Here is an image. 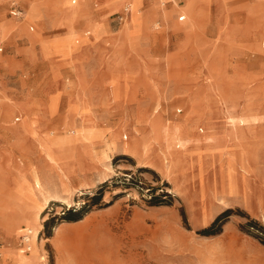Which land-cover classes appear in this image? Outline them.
Returning <instances> with one entry per match:
<instances>
[{
  "label": "rangeland",
  "instance_id": "374dc122",
  "mask_svg": "<svg viewBox=\"0 0 264 264\" xmlns=\"http://www.w3.org/2000/svg\"><path fill=\"white\" fill-rule=\"evenodd\" d=\"M14 1L20 18L0 0L3 258L264 264V0H136L128 17L124 0Z\"/></svg>",
  "mask_w": 264,
  "mask_h": 264
},
{
  "label": "bare ground",
  "instance_id": "6f19581e",
  "mask_svg": "<svg viewBox=\"0 0 264 264\" xmlns=\"http://www.w3.org/2000/svg\"><path fill=\"white\" fill-rule=\"evenodd\" d=\"M67 1H74V0H67ZM76 1V0H75ZM88 0H79V3L78 4H82V2H87ZM112 1H116V2H119L120 0H112ZM135 1L136 0H125L124 2V5H123V9H125V14H126V17L130 16L133 14L132 10H133V7L135 5ZM139 2V5H143L144 3V0H137ZM176 1V0H174ZM134 2V3H133ZM162 5H165V1H161ZM177 5V7L174 8V13L173 12H167V11H164V12H161L162 14H160L158 12V14L160 15H163L162 17L166 20V19H171L173 18L174 14L175 13H178L181 9H183L185 7V5L183 7H180V5L177 4V2L175 3ZM225 156V155H224ZM39 212L40 210L38 209L35 213H34V217H35V222H34V225H32V227L30 226H27V234L25 232V234L23 235V238L22 240L23 241H26V245L25 247H19V252L23 255H26L28 256V253L31 252L33 250V246L35 245V238L37 237V230H36V221H37V218H38V215H39ZM14 218V217H13ZM17 218V219H16ZM15 218V222L12 223V224H9L10 227H15L16 225L15 224H22V223H26V220L25 218H19V217H16ZM10 222V221H9ZM12 222V221H11ZM20 230L21 229H24L23 227L19 228ZM29 242V243H28ZM27 249V250H26ZM30 250V251H29ZM32 254V253H31ZM33 254H36L33 253ZM2 255H3V252H2ZM37 258V257H36ZM19 264H27V261H20ZM46 264V263H45Z\"/></svg>",
  "mask_w": 264,
  "mask_h": 264
},
{
  "label": "built area",
  "instance_id": "2783aa9c",
  "mask_svg": "<svg viewBox=\"0 0 264 264\" xmlns=\"http://www.w3.org/2000/svg\"><path fill=\"white\" fill-rule=\"evenodd\" d=\"M5 1H8L9 2V13L13 16H16V17H21L22 16V11L18 5L17 2H15L14 0H5ZM124 13H125V9H123ZM123 15L121 16H118V19L119 21H123ZM1 49V47H0ZM18 118H15V120H17ZM26 243V241H24ZM27 250V249H26ZM0 264H6L4 261H3V255H2V251H1V248H0Z\"/></svg>",
  "mask_w": 264,
  "mask_h": 264
},
{
  "label": "crops",
  "instance_id": "0c3cea01",
  "mask_svg": "<svg viewBox=\"0 0 264 264\" xmlns=\"http://www.w3.org/2000/svg\"><path fill=\"white\" fill-rule=\"evenodd\" d=\"M5 1V0H4ZM5 2H8V1H5ZM124 2H125V0H124ZM19 5V4H18ZM137 4H136V2H135V6H136ZM19 7H20V9H21V11H22V7H21V5H19ZM23 13V12H22ZM16 17V16H15ZM22 17V16H21ZM17 18H20V17H17ZM2 22H10L8 19H6V18H4V17H0V23H2ZM1 47V49H0V51H2V49H3V47L2 46H0ZM18 118V117H17ZM1 142V141H0ZM4 245H3V243H1L0 242V248H2ZM3 261L6 263V264H11V262H10V260L8 259V258H3Z\"/></svg>",
  "mask_w": 264,
  "mask_h": 264
},
{
  "label": "trees",
  "instance_id": "16d2710c",
  "mask_svg": "<svg viewBox=\"0 0 264 264\" xmlns=\"http://www.w3.org/2000/svg\"><path fill=\"white\" fill-rule=\"evenodd\" d=\"M68 218H72V216H69ZM223 218V214H220L217 216V218L213 221V223L209 226V228L205 229L204 232H210L212 233L214 230L213 228L219 224V222L221 221V219ZM212 231V232H211ZM261 231L263 232V230L261 229ZM264 233V232H263Z\"/></svg>",
  "mask_w": 264,
  "mask_h": 264
}]
</instances>
